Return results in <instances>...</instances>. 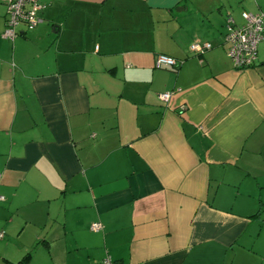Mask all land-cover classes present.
Instances as JSON below:
<instances>
[{
  "label": "crops",
  "instance_id": "1",
  "mask_svg": "<svg viewBox=\"0 0 264 264\" xmlns=\"http://www.w3.org/2000/svg\"><path fill=\"white\" fill-rule=\"evenodd\" d=\"M39 2L0 3V264H264V40L225 42L264 0Z\"/></svg>",
  "mask_w": 264,
  "mask_h": 264
},
{
  "label": "built area",
  "instance_id": "2",
  "mask_svg": "<svg viewBox=\"0 0 264 264\" xmlns=\"http://www.w3.org/2000/svg\"><path fill=\"white\" fill-rule=\"evenodd\" d=\"M5 6L6 25L1 36L13 40L17 34L16 27L23 23L27 29L34 28L40 21L39 11L43 5L39 0H0ZM243 24L236 25L232 17L226 18L225 42L227 43L226 53L231 59L236 69H245L256 64L258 44L264 40V13H250L243 11L241 13ZM209 43L194 42L190 45V50L195 53H201L210 48ZM180 61L164 55L158 54L155 57V66L157 68H166L176 70ZM171 94L164 92L159 94L163 101L170 99ZM3 197L0 196V200ZM97 229L99 225H93ZM1 236V234H0ZM101 264H114L109 256L103 258Z\"/></svg>",
  "mask_w": 264,
  "mask_h": 264
}]
</instances>
